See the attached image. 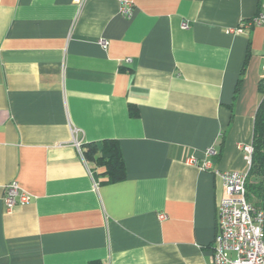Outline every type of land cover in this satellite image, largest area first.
I'll return each mask as SVG.
<instances>
[{"label": "crops", "instance_id": "1", "mask_svg": "<svg viewBox=\"0 0 264 264\" xmlns=\"http://www.w3.org/2000/svg\"><path fill=\"white\" fill-rule=\"evenodd\" d=\"M263 9L0 0V264H212L219 172L248 171L264 96V25H247ZM107 138L115 183L82 154ZM13 182L32 198L6 210Z\"/></svg>", "mask_w": 264, "mask_h": 264}, {"label": "built area", "instance_id": "2", "mask_svg": "<svg viewBox=\"0 0 264 264\" xmlns=\"http://www.w3.org/2000/svg\"><path fill=\"white\" fill-rule=\"evenodd\" d=\"M123 12L130 14L132 7L129 2L123 6ZM247 25H264V9ZM241 31V28H237ZM104 45L106 41L102 42ZM249 169L254 152L253 144H241ZM214 147L207 150L210 158L216 155ZM187 162L201 169L212 168L209 159L202 162L190 156ZM248 169V171H249ZM247 172H219L225 194L218 204V232L213 241L212 264H264V208H259L247 198ZM31 194L22 189L17 182L6 186L4 204L6 210L15 205L31 201ZM164 217V215H160Z\"/></svg>", "mask_w": 264, "mask_h": 264}, {"label": "trees", "instance_id": "3", "mask_svg": "<svg viewBox=\"0 0 264 264\" xmlns=\"http://www.w3.org/2000/svg\"><path fill=\"white\" fill-rule=\"evenodd\" d=\"M260 89L264 94V79ZM253 147L252 164L246 183L247 198L255 206L264 208V96L256 114ZM82 154L87 162L104 168L103 182L115 183L126 178V165L119 140L107 138L83 143ZM91 264L102 263L94 261Z\"/></svg>", "mask_w": 264, "mask_h": 264}]
</instances>
